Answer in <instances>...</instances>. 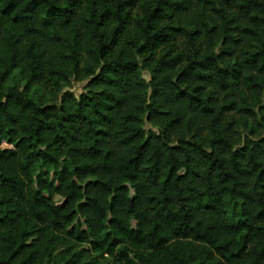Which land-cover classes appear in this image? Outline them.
I'll list each match as a JSON object with an SVG mask.
<instances>
[{
	"label": "trees",
	"instance_id": "trees-1",
	"mask_svg": "<svg viewBox=\"0 0 264 264\" xmlns=\"http://www.w3.org/2000/svg\"><path fill=\"white\" fill-rule=\"evenodd\" d=\"M0 264H264V0H0Z\"/></svg>",
	"mask_w": 264,
	"mask_h": 264
},
{
	"label": "rangeland",
	"instance_id": "rangeland-1",
	"mask_svg": "<svg viewBox=\"0 0 264 264\" xmlns=\"http://www.w3.org/2000/svg\"><path fill=\"white\" fill-rule=\"evenodd\" d=\"M144 76L146 79H149V75L147 74V72H144ZM86 85H87V81L84 82L72 81L71 85L65 88V91H72L73 93H75L76 96H80L82 93L86 92ZM145 128L147 131L152 130V127L149 124H146ZM2 147H11V146L4 142L2 144ZM53 171L54 169H51V172Z\"/></svg>",
	"mask_w": 264,
	"mask_h": 264
}]
</instances>
